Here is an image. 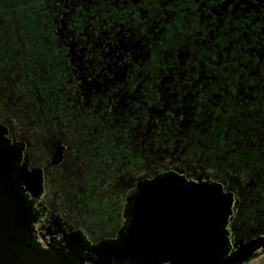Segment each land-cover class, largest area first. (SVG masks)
<instances>
[{
    "label": "flooded vegetation",
    "instance_id": "obj_1",
    "mask_svg": "<svg viewBox=\"0 0 264 264\" xmlns=\"http://www.w3.org/2000/svg\"><path fill=\"white\" fill-rule=\"evenodd\" d=\"M0 221L21 264H264V0H0Z\"/></svg>",
    "mask_w": 264,
    "mask_h": 264
},
{
    "label": "water",
    "instance_id": "obj_2",
    "mask_svg": "<svg viewBox=\"0 0 264 264\" xmlns=\"http://www.w3.org/2000/svg\"><path fill=\"white\" fill-rule=\"evenodd\" d=\"M12 229L7 227L3 221H0V264H21L18 254L15 253L12 246L9 244V237H11ZM144 241L134 242L126 241L127 245L137 244L142 245ZM202 246L206 248V242ZM214 251L210 250L203 252V255L199 257V260L195 264H240L246 260H249L248 251L245 247L238 249L237 251L242 255L234 254L231 257H224L222 255L223 242L220 239L218 244L216 242Z\"/></svg>",
    "mask_w": 264,
    "mask_h": 264
},
{
    "label": "rangeland",
    "instance_id": "obj_3",
    "mask_svg": "<svg viewBox=\"0 0 264 264\" xmlns=\"http://www.w3.org/2000/svg\"><path fill=\"white\" fill-rule=\"evenodd\" d=\"M262 259V257L257 258L256 260L252 261L250 264H256L258 261H260Z\"/></svg>",
    "mask_w": 264,
    "mask_h": 264
}]
</instances>
